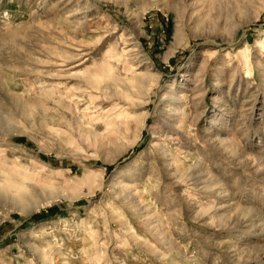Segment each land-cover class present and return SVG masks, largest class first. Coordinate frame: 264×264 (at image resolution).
Wrapping results in <instances>:
<instances>
[{"label":"rangeland","instance_id":"obj_1","mask_svg":"<svg viewBox=\"0 0 264 264\" xmlns=\"http://www.w3.org/2000/svg\"><path fill=\"white\" fill-rule=\"evenodd\" d=\"M0 264H264V0H0Z\"/></svg>","mask_w":264,"mask_h":264},{"label":"trees","instance_id":"obj_2","mask_svg":"<svg viewBox=\"0 0 264 264\" xmlns=\"http://www.w3.org/2000/svg\"><path fill=\"white\" fill-rule=\"evenodd\" d=\"M55 209H53V208H50V213H48V215H51V214H54V211ZM46 215H44V214H36L35 215V219H37V220H39V219H41V218H43V217H45Z\"/></svg>","mask_w":264,"mask_h":264}]
</instances>
